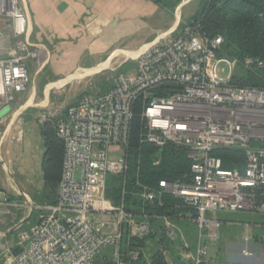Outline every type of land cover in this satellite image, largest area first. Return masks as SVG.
<instances>
[{"label":"built area","instance_id":"1","mask_svg":"<svg viewBox=\"0 0 264 264\" xmlns=\"http://www.w3.org/2000/svg\"><path fill=\"white\" fill-rule=\"evenodd\" d=\"M222 42L220 35L208 37L189 21L174 37L160 38L131 57L133 70L118 72L109 89L84 92L65 108L55 123L64 145L57 199L38 205L36 220L18 228L17 251L7 253L2 264H98L97 256L107 247L112 260L124 264L122 233L138 239L152 233L149 220L135 219L122 205L96 209L93 201L94 191L103 201L107 176L124 178L128 170L125 150L134 113L141 119L142 142L158 152L170 144L190 161L179 179H159L156 187L136 182L139 195L149 203H160L165 194L176 199L179 216L196 226L192 264H222L209 254L221 236L222 222L215 214L264 212V135L256 132L264 122L246 116H264V88L230 81L236 63L253 70L264 63L250 56L220 57ZM43 55L44 49L29 41L18 0H0V110L25 92L28 64H38ZM217 148L241 150L244 167L223 168L213 154ZM94 211L109 212V217H94ZM163 232L170 241L181 238L168 219ZM260 242L264 251V233ZM4 246L0 243L1 250ZM126 256L136 264L143 250Z\"/></svg>","mask_w":264,"mask_h":264},{"label":"crops","instance_id":"2","mask_svg":"<svg viewBox=\"0 0 264 264\" xmlns=\"http://www.w3.org/2000/svg\"><path fill=\"white\" fill-rule=\"evenodd\" d=\"M18 3L26 14L29 41L43 48L47 56L55 58L50 69L61 73H67L82 64L93 63L104 56L108 57L107 62L116 53L126 51L117 49L120 43L141 47L153 44L171 31L174 25L173 22L166 33H160L157 38L148 42L152 33H156L161 29V24L166 22V11L151 0H18ZM136 34L140 36L134 37ZM134 38L136 39L132 40ZM30 64L33 63L28 65ZM24 94L25 92L14 103L7 105L9 112L0 117V126L4 127L0 136V243L5 244L4 249H0V259L7 253L17 251L16 232L18 228L26 227L36 220L37 206L53 203L57 199L58 185L50 192L41 172L44 151L42 123L36 112L29 118L31 120L26 118V113L33 110V104L22 108L29 98L25 99ZM256 144L260 142L257 141ZM160 153L157 151L154 154V164L159 163ZM117 178L122 177H106L103 201L98 199L95 195L97 191H94V207L97 209L100 206L122 205L135 219L150 221L153 238L144 241L143 257L146 256L148 247H162L160 240L165 236L163 227L166 219L177 227L182 222L195 225L179 216L181 209L175 207L177 202L174 204V213L166 215L157 214L151 204L144 203L141 196L135 198V195L140 194L138 192L124 193L122 188L119 198L115 199L111 192L121 185ZM93 216L108 218L109 212L94 211ZM110 230L113 231L114 227ZM179 240L185 243L182 234ZM111 253L110 247L103 249L96 258L97 263L107 264L112 259ZM262 263L256 261L250 264Z\"/></svg>","mask_w":264,"mask_h":264},{"label":"rangeland","instance_id":"3","mask_svg":"<svg viewBox=\"0 0 264 264\" xmlns=\"http://www.w3.org/2000/svg\"><path fill=\"white\" fill-rule=\"evenodd\" d=\"M199 2L200 0H161L160 4L153 2L162 10L166 11V22L161 24V29H158L156 33H152L148 42L153 41L158 34L166 32L172 26L173 22H175L176 12L179 11L177 24L161 38L168 40L174 37L177 31L186 23H189L194 17ZM138 36L140 35H134V37ZM135 39L136 38L132 40ZM140 47V45H126L120 43L117 49L136 51ZM121 52L122 51L114 55L109 60L107 66L102 69L95 70L99 64L107 60L108 57L106 56L97 59L93 63L82 64L80 67L74 68L67 73H61L57 72V70L52 71L50 69V65L55 62V58L47 56L46 51H44L43 59L38 64L33 63L28 65L30 83L25 90L24 98L26 99L28 96L29 98L33 97L30 104H33V110L26 113V118L29 119L36 112L40 123L43 124L47 122L54 130L55 123L64 114L65 108L71 102L75 101L82 93L107 90L111 87L113 79L118 72L133 70L134 65L129 59L134 56L126 57ZM219 56L239 59V57L236 56L231 57L225 55L222 50ZM221 66L226 70L224 64ZM92 69L95 71L80 77L72 78L60 84L77 73V71L78 73H83L86 70ZM230 81L264 85V77L260 70L244 68L239 63L234 65ZM246 116L264 122V116L260 117L255 112L246 113ZM32 121L34 122L33 119ZM3 130L4 127L0 126V136ZM33 130L37 131L36 128ZM256 132L260 135H264V128ZM122 151V148H120L118 152L116 150L117 153H121ZM118 182L120 184L122 183L121 178L118 179ZM136 191L138 193L141 192L140 189ZM138 196L140 198V195H135V198H138ZM215 216L222 222L221 236L209 249V254H213L217 257L222 264H250L256 261H260L261 263L264 262V251L259 242L260 236L264 233V212H218ZM178 227L186 246H184L183 242L180 240L174 242L167 240L162 247H148L146 256L142 257L139 264H154L152 257L155 253H160L164 260V264H192L190 257L195 253L197 241L195 225L182 222ZM149 238H153V235L152 237H148V239ZM243 249L249 252L248 256H243ZM4 260L5 258L0 259V264H2Z\"/></svg>","mask_w":264,"mask_h":264},{"label":"trees","instance_id":"4","mask_svg":"<svg viewBox=\"0 0 264 264\" xmlns=\"http://www.w3.org/2000/svg\"><path fill=\"white\" fill-rule=\"evenodd\" d=\"M160 4L161 0H152ZM200 27L208 37L220 35L223 39L222 51L227 56L256 57L264 63V0H200L194 17L190 20ZM264 77V67L259 69ZM237 86L264 88V85L244 84L231 81ZM141 119L134 113L128 133V146L125 155L128 161V170L119 188L112 189V196L119 198L121 189L124 193L131 191L136 193L141 185L156 187L159 179L176 180L189 169L190 161L184 153L172 145L167 144L160 151V161L154 164V154L158 151L152 144L141 141ZM41 137L43 145V156L41 159V172L50 192L54 191L61 178L62 160L64 154L63 142L57 137L47 122L41 125ZM179 151V152H178ZM213 154L222 160V167L230 169L233 167L243 168L245 163L244 154L241 150L229 148H217ZM264 201V198L260 199ZM178 201L173 197L165 196L158 202H144L157 214L172 215L174 204ZM172 203V204H171ZM152 233L148 237H152ZM165 235V234H164ZM144 239L130 237L126 231L122 233L120 250L124 264H129L127 253L142 248ZM261 236L259 238L260 242ZM168 239L164 236L160 241L165 244ZM261 244V242H260ZM143 256L136 264L141 262ZM154 264H164L160 253L152 257ZM107 264H116L112 259Z\"/></svg>","mask_w":264,"mask_h":264},{"label":"bare ground","instance_id":"5","mask_svg":"<svg viewBox=\"0 0 264 264\" xmlns=\"http://www.w3.org/2000/svg\"><path fill=\"white\" fill-rule=\"evenodd\" d=\"M178 18H179V11L176 12V20H175V22H174L173 27L177 24V22H178ZM171 29H172V28H171ZM165 33H166V32H165ZM159 39H160V38H159ZM147 46H149V44H146V45L142 46L141 48L137 49L136 51H122L121 53L124 54L126 57L135 56V55L138 54L140 51H142L143 49H145ZM116 54H117V53H116ZM113 55H114V54H113ZM108 62H109V60H108L107 62H104V63L100 64L99 66L96 67L95 70H99V69H102L103 67L107 66ZM95 70H93V69H92V70H86V71H84L83 73H81V72L78 73V71H77V73L73 74L70 78H68L67 80H64V81L61 82L60 84H62V83H64V82H67L68 80H70V79H72V78H76V77L83 76V75L88 74V73H90V72H92V71H95ZM31 102H32V98L30 97V98H28V99L26 100V102H25V104L23 105L22 108H24V107H26V106H29V105L31 104ZM17 112H18V111H17Z\"/></svg>","mask_w":264,"mask_h":264},{"label":"water","instance_id":"6","mask_svg":"<svg viewBox=\"0 0 264 264\" xmlns=\"http://www.w3.org/2000/svg\"><path fill=\"white\" fill-rule=\"evenodd\" d=\"M10 108L9 106H6L0 110V117L5 115L7 112H9Z\"/></svg>","mask_w":264,"mask_h":264}]
</instances>
